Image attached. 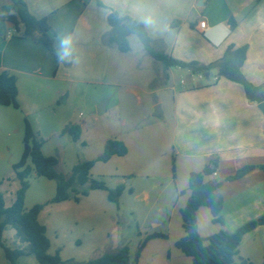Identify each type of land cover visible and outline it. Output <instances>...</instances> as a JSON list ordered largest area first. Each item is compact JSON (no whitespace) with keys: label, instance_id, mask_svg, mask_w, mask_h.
<instances>
[{"label":"crops","instance_id":"crops-1","mask_svg":"<svg viewBox=\"0 0 264 264\" xmlns=\"http://www.w3.org/2000/svg\"><path fill=\"white\" fill-rule=\"evenodd\" d=\"M24 1L34 16L48 20L56 33L55 48L58 35L71 34L75 52L71 60L58 62L43 45L16 37L12 23L0 21V74L16 76L20 104L19 109H0V180L8 178L22 158L26 119L45 139L44 154L57 157L64 173H70L79 161L95 160L110 139L128 148L126 155L96 162L91 170L111 189L126 186L119 205L110 201L106 191L94 190L80 201L44 207L39 221L47 229L52 254L60 250L64 261L82 263L114 253L129 238L119 232L125 220L144 228L141 242L153 233L168 234L146 243L140 264L145 257L149 264H194L176 246L185 237L181 211L191 196L190 174L213 161L218 176L212 179L221 183L218 192L224 197L225 225L214 224L210 210L201 207L197 212L200 236L209 238L222 229L234 233L264 216L260 103L250 100L241 85L226 79L205 80L199 75L191 83L179 82L172 69L145 56L141 60L153 63L154 76L136 73L126 58L132 49L121 53L104 43L111 30V9L133 19L151 14L158 20V30L149 33L154 48L180 61L207 65L221 59L230 45L248 46L243 73L261 87L264 0H102L106 7L94 0ZM10 13L9 1L0 0V17ZM103 103L104 112L99 115ZM70 123L82 129L78 141L60 134ZM247 166L252 170L246 175L230 179ZM48 188L36 201L28 200V191L26 208L49 202L56 194V182ZM125 193L143 202L149 214L161 217H141L136 209H124ZM239 256L254 264L264 262V225L244 236ZM0 264H11L1 247ZM16 264L39 262L26 256Z\"/></svg>","mask_w":264,"mask_h":264},{"label":"trees","instance_id":"trees-1","mask_svg":"<svg viewBox=\"0 0 264 264\" xmlns=\"http://www.w3.org/2000/svg\"><path fill=\"white\" fill-rule=\"evenodd\" d=\"M8 1L11 13L8 16L0 17V21L12 23L16 37L31 38L35 43L43 45L57 59L55 55L56 33L49 25L48 20L34 16L24 0ZM94 1L100 7H106L102 0ZM108 21L111 30L104 37V43L116 47L119 52L128 53L131 50L130 36L137 37L139 35V40L145 51L166 68L188 69L205 80L226 79L241 85L250 100L257 103L264 101V86L256 87L243 73L248 46L230 45L221 59L207 65L197 61L184 62L155 49L149 33L143 32L142 25H138L136 19L122 16L111 9ZM231 26L235 27L234 19L231 20ZM9 106L20 108L17 78L9 72H3L0 74V109ZM25 124L24 153L21 160L13 165L15 179L19 181L20 187L15 192V198L10 205L6 204L4 195L0 193V247L11 264H16L19 258L26 256H34L39 264H138L142 251L149 240L168 238V234L163 233L147 235L138 246L134 262L131 260L128 245H124L114 253H107L82 263L73 260L64 261L60 250L52 254L47 229L39 221L40 213L44 207L47 204L67 200L80 201L82 197L89 195L94 190L106 191L110 201L119 205L120 198L127 189L126 186L121 184L111 189L104 180L94 178L91 170L96 162H107L114 156L126 155L128 148L118 139H110L106 142L104 151L95 160L79 161L70 173H64L59 170L60 161L57 157H48L44 154L45 139L34 131L28 119L25 120ZM60 134L68 135L74 141H78L82 129L79 125L70 123L62 129ZM216 169L217 162L213 161L202 171L190 174L191 196L181 211L185 237L179 240L176 246L186 256L192 258L194 264H254L239 256V247L246 234L258 226L264 225V216L242 225L234 233L222 229L209 238H203L199 234L197 212L201 207H207L210 210L214 224L225 225L222 215L224 197L218 192L221 183L212 179ZM251 170L252 167L247 166L230 179H239ZM32 177L55 181L56 194L46 204H36L27 209L25 201L30 188L29 180ZM10 180L7 178L3 182H10ZM8 228H12L16 233L18 241L16 247H9L4 243V234Z\"/></svg>","mask_w":264,"mask_h":264},{"label":"rangeland","instance_id":"rangeland-1","mask_svg":"<svg viewBox=\"0 0 264 264\" xmlns=\"http://www.w3.org/2000/svg\"><path fill=\"white\" fill-rule=\"evenodd\" d=\"M129 41L131 44L132 52L126 55V58L130 60V63L131 62L133 63L135 67L134 71H136V73L138 71L139 74L145 72V74L148 73L151 77H153L155 74V68L153 67V63H147V61L141 60L143 56H145L147 60H153L151 59L152 57H150V55L145 51L143 44L140 42V40L136 39V36L134 35L130 36ZM159 66H162V68H164L163 67L164 65L161 62ZM170 69L173 70L175 77H178L179 82L183 80L184 82L186 81L188 83H191L192 79H197L199 76V75L190 73L186 69H182L179 67H173ZM135 77H138L137 74L135 75ZM81 112L87 113L85 108H81ZM7 177L11 179L10 182H6V181L3 182V180L7 178L0 180V193L4 195L6 204L10 205L15 198V192L20 187L19 181L15 179L13 166L10 169ZM29 183H30V188L28 189V191H30L29 193L30 195L28 197V200L36 201V199L37 200L42 199V196L44 197V195H46L49 189L48 185L55 184V181H51L45 178L32 177L30 178ZM6 189L8 190L7 192H5ZM25 204H26V201H25ZM121 206L124 209H126L127 207L136 209V211L139 212L141 217H144L145 215H150V217L152 216L159 217L158 215H160V214H157L156 212L149 214L147 208H145L144 206V203L141 201H137V199H135V196L130 195L129 193H125V196L121 199ZM167 215H168V212L166 211V215H163V217L164 216L166 217ZM125 217H126L125 219L129 218L130 220L135 221V218H131V216H125ZM143 229H144L143 227L139 228L136 223H134V225L132 226L130 224H127L125 220H122L119 232L127 234L129 237L126 242V245L130 247L132 262H134L135 260L138 246L141 243V239L143 237V231H144ZM4 243L9 247L17 246L18 241H17L16 233L12 228H8L7 231L5 232ZM76 248L78 250L82 249L81 246H78ZM69 251L70 249L66 247L65 254L69 255ZM142 258L143 257L141 256L140 260H142ZM140 260H139V264L141 263ZM149 263L150 261L148 257H145L142 261V264H149Z\"/></svg>","mask_w":264,"mask_h":264},{"label":"clouds","instance_id":"clouds-1","mask_svg":"<svg viewBox=\"0 0 264 264\" xmlns=\"http://www.w3.org/2000/svg\"><path fill=\"white\" fill-rule=\"evenodd\" d=\"M136 23L142 25L144 33H151L158 30V20L151 14H142L136 18ZM137 40L140 36L137 35ZM57 46L55 55L57 61H69L73 58L75 52L74 38L71 34H60L57 37Z\"/></svg>","mask_w":264,"mask_h":264},{"label":"water","instance_id":"water-1","mask_svg":"<svg viewBox=\"0 0 264 264\" xmlns=\"http://www.w3.org/2000/svg\"><path fill=\"white\" fill-rule=\"evenodd\" d=\"M259 108L264 112V101L259 104ZM104 112V103L98 108V114L102 115Z\"/></svg>","mask_w":264,"mask_h":264},{"label":"built area","instance_id":"built-area-1","mask_svg":"<svg viewBox=\"0 0 264 264\" xmlns=\"http://www.w3.org/2000/svg\"><path fill=\"white\" fill-rule=\"evenodd\" d=\"M213 80L214 81H216L217 80V78H213ZM213 177H217L218 176V171L216 170V171H214V173H213V175H212Z\"/></svg>","mask_w":264,"mask_h":264}]
</instances>
